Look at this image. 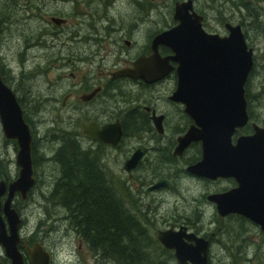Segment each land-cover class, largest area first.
Here are the masks:
<instances>
[{
	"label": "flooded vegetation",
	"instance_id": "1",
	"mask_svg": "<svg viewBox=\"0 0 264 264\" xmlns=\"http://www.w3.org/2000/svg\"><path fill=\"white\" fill-rule=\"evenodd\" d=\"M225 3L230 7L229 10H236L240 16L244 15L241 14L242 10H245L248 17L264 14V0H225ZM110 6V2L106 3L104 9L106 14V10H108ZM146 7L148 6H145V10H140L141 14L136 15L133 18L132 24L129 25H102L100 24L102 22L100 17L101 13L98 10H94L92 15L80 13L79 16L82 18L81 27L79 25L77 30L71 35L68 29L69 19L60 16H50L49 22L52 25V29L49 30L48 36L50 39H47V45L45 47L48 49V47L52 45V49L49 50V53L53 55L58 54L55 58L48 59L46 55V66H32L33 60L28 61V51L31 47L33 49L39 47V45L40 47L43 45L39 42L30 41L31 43L20 53V56H24L25 59L20 63L21 68L18 73L19 75H16V66L9 63L0 64V78L14 93L17 103L22 110L24 121L31 133L33 183L25 199H22L19 193H15L11 202V207L21 218V225L19 227L20 243L18 248L23 253L26 264H29L26 248L39 242L36 241L34 235L28 238L22 237L24 236L23 229L26 223L23 212H25L31 202H34L33 197H35L38 192L42 199L41 206H57V210L52 208L50 219H52L54 223L63 222L66 224L64 233L73 237L72 240L75 242L76 249L79 253L84 251L87 254H91L95 260V264H122V262H117V260L107 259L108 252L98 243L96 244L97 247L93 248L85 233L86 228L83 226L78 230L74 228L76 223L73 220L76 214L66 209L61 200H54V198H52L53 196L50 195L56 192L58 188H61V185H65L59 183L62 177L68 179L72 177L74 180L73 176L76 173L75 168L82 170V176L84 177L95 175V180L100 178L101 185H104L103 190L111 198L110 204H113L117 208L119 207L121 213L125 215V218L133 224H136L135 230H137V233L135 237H141V246L143 247H140L139 251L143 256L147 257L150 263L178 264L174 257L175 251L166 248L159 240V233L171 231L174 235L176 234L180 243L187 246L191 245L196 247V239H203L206 243V264H230L228 262L218 261V259L216 261L213 260L212 248L214 247V238L217 236V232H214L212 222L207 220V218L204 220L201 216H192L193 214L188 215L186 212L181 214L179 212L177 213V211L171 215H168L167 212L160 214L158 210L156 212L153 211L154 213L149 216L146 211V206L153 210V203L158 204L160 198L152 200L151 204L150 200L147 203L146 200L161 191L168 190L170 194H173L176 200L181 201L175 183V179L181 175L184 176L183 178H190L192 181L199 184L205 183L212 185L220 181H228L230 184L228 188L217 192L204 188L198 194V198L192 200H199L204 204L214 206V208L215 205L207 199L209 195L223 193L236 187V182L232 178L213 181L195 177L186 171L190 165L201 159L200 143L190 144L184 149L181 155L174 154L178 144L177 138L183 135L193 124L191 119L184 113L183 105L171 99L177 84V77L175 74L176 64L170 62V66L174 69L161 80L153 83H146L142 79L115 75L120 70L131 69L133 62L139 57L150 56L152 54L151 44L154 38L161 32L175 25V22H173L172 25L170 24L161 29L155 28L151 31L147 23L145 26L143 24L147 21L150 10L146 9ZM194 11L201 15L195 8ZM85 17L90 18L91 24H86ZM230 21L229 18L224 19V35L228 34L226 28L227 24L239 26L247 47L252 50L253 65L245 84V96L248 107V98L253 91V89H249L252 79L255 78L258 80L262 87L261 75L264 72V51L259 53L258 48L249 43V35L243 23L233 24ZM251 26L258 27L259 30L261 29V25L258 22L251 23ZM146 29H149L147 35H141ZM64 33H68V36H65ZM31 38L33 39V37ZM62 38L63 43L69 40L67 38H71L75 40L73 42L81 45V50L77 57L71 53L72 49L70 50L69 48L66 49V53H62L64 50V44L60 41ZM157 52L161 57L170 56L172 54L169 49L161 45L157 46ZM107 59H110V63L106 62ZM72 62L82 63L84 66L77 69L79 79L76 82L75 73L68 71L67 75L70 84L67 86V92L63 95L61 100L59 97L53 96V90L64 80L62 74H58L56 79L48 84V94L46 98L40 95H38L40 97L35 98V94L32 92L31 87L26 88V85L30 84V82L36 83L40 75L47 76L51 69H55V65L62 64L67 66ZM29 64H31L30 67ZM58 70H60V72L62 71L61 68ZM20 85L21 89L19 88ZM163 87H165V89ZM258 91L260 93H258L257 96L261 97L264 89H259ZM21 94L23 96H20ZM60 109H65L68 113V127H76L77 132H72L74 137L67 138V140L73 141L72 143L76 144L79 150V153H66L69 159L64 171L63 165L61 164V159L64 154L60 153V148L57 147L61 133L59 134L51 131L58 130V132H61V130H63L62 125L65 123L59 118L51 119L53 122H51L48 128L50 134L45 136L41 134V129L38 128L37 125L40 126V124L44 123L49 124L50 120L36 121L35 118H31L30 115L25 114V112L35 114L43 111L58 113ZM73 115L77 117L73 118ZM248 116L249 119L251 118L252 120L249 113ZM253 124L264 128V126L252 120L251 124L248 123L244 127H250L249 133L244 134L242 133V129L239 130L233 136L232 143L234 144L241 135L252 134ZM109 125L119 127L121 130V137L116 144L105 143L99 138H93L87 134L95 129L101 131L104 127ZM158 125L161 131H159ZM5 139L13 143L17 155L18 147L16 141ZM41 141H54L56 143V147L53 148L55 151L50 157L43 149L40 151L37 150L40 149ZM137 151L140 152V155L135 167L126 172L123 168L125 161L130 159ZM16 155L14 163L16 174L11 178L9 170L10 161L0 154V181H3L6 185L10 184L18 177L19 167L16 164ZM119 155H122V172L125 173L128 178H132L135 175L147 177L148 174H151V179H145V182H143L144 184H141L139 189L136 190V193H134L130 187H127L128 189L126 190L125 196L118 191L117 157ZM72 157L75 158V162ZM47 168H50V172L47 171ZM41 169L46 170V174H44ZM165 169H167V171H165ZM144 170L149 172H145ZM171 171L176 174V178L166 177V174ZM47 175H49L48 179H45ZM44 176V180H41L40 177ZM159 181L168 182L170 187H160L149 190ZM44 188L49 189V191L43 193L42 190ZM99 188L102 187L100 186ZM46 194L49 195L45 196ZM136 197H140V199L135 200ZM118 198H120V200H118ZM143 198L145 201L142 200ZM3 202L4 198L1 199V204H3ZM83 203L85 204V201ZM145 203L146 206L144 205ZM59 209L63 211V215L59 213ZM218 218L223 220L235 218L238 220L240 229L238 239L243 249H238L240 248L238 247L236 249L237 252L241 255H247L246 249L251 241L246 239L245 235L247 230L252 227V229H254L255 240L259 241L255 250L258 253H263L264 230L261 225L252 223L239 215H229L222 218L218 216ZM217 231L220 232V229H217ZM192 237L196 239H192ZM44 248L51 253L50 264H55L56 254L52 252L51 249L45 246ZM0 264H10V260L6 258L3 249L0 255ZM187 264L191 263L187 261Z\"/></svg>",
	"mask_w": 264,
	"mask_h": 264
},
{
	"label": "water",
	"instance_id": "2",
	"mask_svg": "<svg viewBox=\"0 0 264 264\" xmlns=\"http://www.w3.org/2000/svg\"><path fill=\"white\" fill-rule=\"evenodd\" d=\"M172 19L175 25L154 38L150 56L139 57L131 69L120 70L115 75L153 83L174 69L170 62L177 65V84L171 99L183 105L184 113L193 124L177 138L174 154L181 155L190 144L200 143L201 159L186 171L198 178L213 181L232 178L236 182V187L207 197L215 205L217 215L221 218L239 215L264 230V128L253 124L252 134L241 135L232 143L233 136L249 123L245 84L253 65L252 50L247 47L239 26L227 24L225 36L206 32L203 18L194 11L191 0L174 4ZM158 45L172 54L161 57ZM0 125L5 138L16 141L19 167L18 177L10 184L0 181V247L10 264H26L18 248L21 218L11 202L15 193L25 199L33 183L31 134L14 93L1 78ZM87 134L116 144L121 130L109 125ZM139 155L137 151L125 161L126 172L135 167ZM160 187H170V184L159 181L149 190ZM159 240L175 251L178 264H187V261L206 264L203 239H196V247L187 246L170 231L159 233ZM26 254L29 264L51 262V253L39 243L26 248Z\"/></svg>",
	"mask_w": 264,
	"mask_h": 264
},
{
	"label": "rangeland",
	"instance_id": "3",
	"mask_svg": "<svg viewBox=\"0 0 264 264\" xmlns=\"http://www.w3.org/2000/svg\"><path fill=\"white\" fill-rule=\"evenodd\" d=\"M180 1L186 0H20V2H11V0H8L6 2V6L4 5L5 2L0 1V64L9 63L16 66V75H19L18 73L21 68L20 63L25 59L24 56H20V53L23 52L26 46L31 42H39L43 45L41 47L39 45V47L33 49L31 47L28 51V61L33 60L32 66H46V55V58L48 59L53 57L55 58L58 54L53 55L49 53V50L52 49V45L49 46L48 49L45 47L47 45V39H50L48 36L49 30L52 29V25L49 22L50 16H60L69 19L68 29L71 35L77 30L79 25L81 27L82 18L79 16L80 13L92 15L94 10H98L101 13L100 17L102 22L100 24L102 25H129L132 24L133 18L136 15L141 14L140 10H145V6L150 7L151 5L153 6V9L150 8L147 21L143 24L144 26L148 24L149 29L152 31L155 28L161 29L170 24L172 25L174 22L172 21V9L174 4ZM108 2H110L111 6L108 10H106V14L104 9L106 3ZM192 2L194 8L199 11L201 16H204L203 28L206 32L217 33L221 36H225L223 23L225 18H229L231 20L230 22L233 24L243 23L249 35V43L256 46L259 53L264 51V14L257 16V18H251L248 17L245 10H242L241 14L244 15L240 16L236 10H229L230 7L227 6L225 0H192ZM23 7L28 11H22ZM9 9L13 10V13L9 12ZM85 21L86 24H91L89 17H85ZM255 22H258L261 25L260 30L258 27L251 26V23ZM149 29H146L141 35L146 36ZM64 35L68 36V33H64ZM31 37H33V39ZM71 38H67L69 40L66 39L67 41L65 43H63V38L60 40L62 44H64V50L62 53H66V49L69 48L70 50L72 49L71 53L77 57V55H79V51L81 50V45L73 42L75 40H72ZM106 62L110 63V59H107ZM30 65L31 64H29V67ZM83 66L84 64L78 62H72L67 66L57 64L55 65V69H51L47 76L40 75L36 83L30 82V84L26 85V88L31 87L32 92L35 94V98L40 96L46 98L48 94V84L53 82L58 74H62L64 76V80L53 90V96H57L61 100L63 95L67 92V86L70 84V80L67 75L68 71L75 73L76 82L79 79L77 69H80ZM59 68H61V72L58 70ZM261 80L262 87L260 86L259 81L255 78L252 79L249 85V89H253V91L248 98L249 102L247 109L248 113L252 117V120L257 124L264 126V92H262L261 97L257 96L258 93H260L258 90L264 89V72L261 75ZM19 88L21 89V85ZM163 88L165 89V87ZM20 96L23 95L21 94ZM25 114L30 115L31 118H35L36 121L50 120L49 124L44 123L40 124V126L37 125V127L41 129V134H44L45 136L50 134L48 128L51 122H53L51 119L56 118H59L65 123L62 125L63 130H61V132H58V130H52L51 132L61 133V135L65 136L64 138H67L69 134L74 136L72 132H77L75 126L68 127L69 119L68 113L65 109H60L58 113H48L43 111L35 114L25 112ZM72 117L76 118L77 116L73 115ZM62 146L61 142L57 144V147L59 148ZM54 147H56V143L54 141H41L40 149L37 150L40 151L43 149L50 157L55 151L53 150ZM68 153L71 152L68 151ZM0 154L10 161V176L13 178L16 174L14 164L16 151L13 143L4 138L1 125ZM121 167L122 155H119L117 157V187L119 193H122L123 196L126 194V190L128 189L127 187H130L132 191L136 193V190H138L141 184L145 182V179H151V174H148L147 177L135 175L132 178H128L126 174L122 172ZM41 171L46 174V170L41 169ZM47 171L50 172V168H47ZM144 171L149 172L147 170ZM165 171H167V169H165ZM48 176L49 175H47L46 178L45 176L40 177V179H48ZM166 177L176 178V174L171 171L166 174ZM183 177L184 176L181 175L175 179L176 190L178 191L181 201L176 200L173 194H170L168 190L156 193L153 197L150 196L151 198L146 200V203L150 200L151 204L152 200L160 198L158 204L153 203V210L150 209V207L148 208L146 203L144 204L148 215L150 216L158 210V213L160 214L167 212L168 215H171L177 211V213L179 212L181 214L186 212L188 215L193 214L192 216H201L204 220L207 218V220L212 222L214 232H217V236L214 240L218 242L214 241V247L212 248V257L214 261L218 259V261L228 262L230 264H264V251L263 253H258L255 250L259 241L255 240L254 229H252V227H249L250 229L247 230L245 235V238L251 241L246 249L247 255H241L236 250L238 247H240L238 249H243L240 240L238 239V233L240 232L238 220L235 218H228L225 220L219 219L214 206L204 204L199 200L192 201L193 199L198 198V194L204 188L212 190L213 192L228 188L230 185L228 181H220L218 183H213L212 185L205 183L199 184L192 181L190 178ZM42 191L43 193H47L49 189L44 188ZM48 195L49 194H46L45 196ZM139 196L141 197L140 194ZM140 197H136L135 200H139ZM33 200L34 202H31L29 207H27L25 212H23V217L26 219V223L23 229L24 236L22 237L28 238L34 235L37 242L43 244L46 248L51 249V251L56 254L55 264H95V260L91 254H87L84 251L79 253L77 251L75 242L72 240L73 237L64 233L66 224L63 222L54 223L53 220L50 219L52 215V208L57 210V206H41L42 199L40 198L39 192L36 193ZM142 200L145 201L144 198ZM59 213H62L61 215H63V211L61 209H59ZM217 229H220V232H218ZM1 254L2 248L0 247V255Z\"/></svg>",
	"mask_w": 264,
	"mask_h": 264
},
{
	"label": "trees",
	"instance_id": "4",
	"mask_svg": "<svg viewBox=\"0 0 264 264\" xmlns=\"http://www.w3.org/2000/svg\"><path fill=\"white\" fill-rule=\"evenodd\" d=\"M0 1L5 2L4 5L6 6L8 0ZM12 1L20 2V0ZM150 8L153 9V6L146 7V9ZM22 11L27 12L28 10L23 7ZM9 12L13 13V10L9 9ZM251 17L257 18V16ZM249 131V126L242 129L244 134L249 133ZM60 137L58 142L63 145L60 148V153L64 154L61 159L64 171L69 159L66 153L68 151L79 153V150L77 145L72 143L73 141L67 140V138H73L74 136L69 134L67 138H64L63 135ZM72 159L75 162V158L72 157ZM75 172L74 180L72 177L70 179L62 177L59 183L65 185H61V188L50 194L54 200H61L66 209L76 214L73 220L76 223L74 228L78 230L81 226L85 227V233L91 246L93 248L97 247L96 244L98 243L108 252L107 259H114L117 262H122V264H152L139 251L142 247V239L140 236L135 237L137 233V230H135L136 224L127 220L119 207L110 204L111 198L103 190L104 185H101L100 178L95 180V175L84 177L82 176L83 171L76 168ZM100 186L102 188H99Z\"/></svg>",
	"mask_w": 264,
	"mask_h": 264
},
{
	"label": "bare ground",
	"instance_id": "5",
	"mask_svg": "<svg viewBox=\"0 0 264 264\" xmlns=\"http://www.w3.org/2000/svg\"><path fill=\"white\" fill-rule=\"evenodd\" d=\"M192 1V0H191ZM193 3V2H192ZM203 20H204V17L202 16ZM246 97V96H245ZM251 118L249 119V123L251 124ZM31 134V133H30Z\"/></svg>",
	"mask_w": 264,
	"mask_h": 264
}]
</instances>
